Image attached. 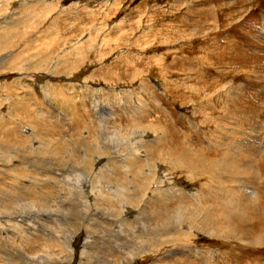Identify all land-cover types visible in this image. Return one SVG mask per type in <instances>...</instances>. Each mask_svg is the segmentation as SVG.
<instances>
[{
  "label": "rangeland",
  "instance_id": "rangeland-1",
  "mask_svg": "<svg viewBox=\"0 0 264 264\" xmlns=\"http://www.w3.org/2000/svg\"><path fill=\"white\" fill-rule=\"evenodd\" d=\"M50 2L51 9H43L49 28L24 44L18 42L27 61L21 84L10 88L9 73L0 75V112L7 107L2 99L16 87L14 95L21 98L19 118L34 127L28 134L39 131L46 139L26 135L22 130L28 124L22 123L21 129L0 126V142L8 151L0 150V264H71L70 248L66 251L58 245L71 242L73 235L79 241L86 238L81 264H130L129 257L145 238L133 229L124 233L125 242L108 237L106 232H113L101 219L104 213L120 210L119 203L143 202L145 194L133 183L132 169L127 172L119 163V168L112 167L111 160L124 149L128 154L138 133L150 135L145 127L153 136L157 133L148 143L151 157L169 148H184L186 165L195 169L228 156V146L241 150L233 174L223 182L242 199L245 218H231L229 231L212 228L211 224L222 226L225 221L216 214L217 198L196 194L207 181L197 173L193 182L178 180L184 190L192 186L182 204L177 207L169 201L162 208L149 201L138 228L154 226L153 220L164 223L185 210L186 217L205 216L213 232H198L180 243L175 238L179 232L196 231L180 222L175 228L181 231L163 224L159 232L179 251L181 264H264V237L253 236L264 232V0ZM35 3L9 0L2 17L30 18L27 9ZM84 34L88 36L84 44L69 50L71 41ZM45 41L52 44L51 56L36 72L31 58ZM63 47L68 52L61 53ZM3 61L1 56L0 69ZM198 149L206 156L199 161L190 157L196 153L200 157ZM109 167L110 176H102ZM167 170V166L159 168ZM51 178L58 181H48ZM100 184H123V195L129 199L121 201L115 193L103 199L97 191ZM42 185L53 187L45 199L37 193ZM250 190L257 193L252 199L247 197ZM200 204L205 208H196ZM152 206L161 212L152 211ZM213 250L217 252L212 254ZM148 254L137 255L131 263L151 264L158 253ZM162 261L159 264L173 263L170 258Z\"/></svg>",
  "mask_w": 264,
  "mask_h": 264
},
{
  "label": "bare ground",
  "instance_id": "bare-ground-1",
  "mask_svg": "<svg viewBox=\"0 0 264 264\" xmlns=\"http://www.w3.org/2000/svg\"><path fill=\"white\" fill-rule=\"evenodd\" d=\"M7 1H9V0H0V18H1L0 19V54H1L2 58L4 59V61L2 63L3 64L2 69H0V75H1V77H4V75H2L3 74L2 72H8L10 75V79H11L10 83H9V87L13 88V86H12L13 83L15 86H17V84H21V77L23 76L22 66L24 64V61H26V56L24 55V52H25L24 46L21 47V45H19V43H21V40H22V42L24 44L27 41H30L32 36L39 35L43 31L47 30V28H49L50 24L46 23V20H45L46 18L44 17L47 14V11H44L43 9H51V4H50L51 0H47V1L46 0H35L36 3L32 4L30 7L24 6V4H23L24 7H28L27 10H29L28 12L30 14V18L28 16H25V18L23 17L22 20L20 17L14 21H9L10 19L2 17L4 15V13L9 9V7H6ZM37 1H39V2L37 3ZM27 34H28V36H27ZM86 35L87 34H84L83 36L79 37L78 39H73L71 41V46H70L69 50L75 49L76 47H80L81 45H83L85 42V38L88 37ZM42 39H44V38H42ZM16 47H17V49H16ZM51 47H52V44L48 41H45L44 43H41L39 45V47L36 48V50L34 49L35 51H34V54L32 55L31 59L33 61L32 64H33L34 69H37L36 72H38V70L42 71V69H44L45 66L47 65L49 57L51 56V54H50ZM64 47L62 48L63 50L61 49L62 51L60 50L61 53L68 52V50H66L67 48H64ZM44 51H47L48 55H44V53H45ZM51 60H53V59H51ZM22 80L26 81L24 78ZM52 88H53V86L50 87V90H52ZM15 89H16V87L14 88V90L13 89L9 90V92L7 93L6 100L2 99L3 100V103H2L3 106H5V107L7 106V107H6V109L5 108L3 109L5 112H2V113L0 112V126H2V128H4V129H14V128L21 129V127H23L22 123H24L25 125L28 124V128L26 126H24L23 127L24 129L22 130L27 135L30 132V130L34 129V127H33V125L30 124V122L28 123V122L20 120L19 109H20V105H21V98L17 97L19 95H14L16 90H17V89L15 90ZM53 91H54V89H53ZM25 92H26V90H25ZM28 93H29V91H28ZM18 104H20V105H18ZM37 111L42 112L41 107H38ZM14 115L16 116V118H14ZM47 116H45V117H47ZM134 129H138V127L134 126ZM142 129H147L146 133H150V135L148 134L149 135L148 136L147 134L143 135L142 133H138L137 134L138 135L137 136L138 141L135 143L133 142L130 145L129 153L126 154V151L124 149V151L120 157L118 156L117 158L111 160V165H112V167L116 166L119 168V166L117 165L119 163V164L123 165V169H125L127 172L130 169H132V174H131L132 181L137 186L138 191L139 192L141 191L142 193L145 194L146 198L145 197L141 198V201H143L142 203L138 202L136 204L130 205V204H128V202H125V199H129V197H128V195H126V196L123 195V193H125V191H126V190H124V189H126V187H124L123 184H119V186L117 185L116 187H107V186H103L102 184H100V186H98L97 191L99 193V196H105L103 199H105V198L109 199L110 193H112V194L115 193V194H117V196L115 198L118 197V199L125 202L123 204L119 203V205H120L119 209L120 210L116 209V211L111 210L109 213H104L103 219H101V218L100 219L102 220V223H104L105 225L107 224L108 229L113 232V233L106 232V235H108V237H114L116 240L123 241V237L126 236L125 234H128L130 229H133L134 232H136L139 236H142V238H145V240L140 245H138V247H136V250L134 251V253L132 252V256L129 257L130 264H132L131 260L133 258H135L137 255H139V254L140 255L141 254L149 255L148 253H158V256L157 255H154L155 257L153 256L154 259H153V262L151 264H159L158 261L163 262L162 261L163 258H170L173 261V263L169 262L168 264H181V262L183 263V261L177 257V253L179 251L175 247H172L173 243L171 241L163 238V234L161 232H159L160 228L164 224L166 227H170V228L173 227V229H175V231H181L182 230L181 228H175L177 226L178 222H180V223L187 225L190 229L196 231L195 233H193V232H187L186 229H183L181 232H179L176 235V237H175V232H173V234H171L172 240L175 237L177 240L179 239L180 243H181V242H185L187 240L192 239L194 236H196L198 234V232H200V233L213 232L212 228H221L223 230L229 231L228 227H229V221L231 218L236 217L239 219V221H241L242 218H245L243 205L241 204L242 199L240 200L239 198H237V196L233 193L234 191L232 190V187H230V185H227L226 182H223V181H225L224 179L226 177L231 176V173L234 172V169L232 167H235V166H233V164H234V162L237 163V160L240 159L238 157H240L239 154H242V151L241 150L237 151V150H235V147L228 146V151H230V154L228 156H224V154H223L221 157H219L220 159L218 161H216V163L215 162L214 163L213 162H206L207 164L205 165L204 168L195 169L192 167L193 164L188 163L186 165V163H185L186 157L185 156H187L188 152H185L184 148L183 149L169 148L168 150L158 154L157 157H154V158L151 157L149 155L150 149H149L148 143L150 141H153V139L155 137H157V133H155V135L153 136L152 130H150V128L145 127ZM28 135L30 137L32 136V137H36L39 139L41 138L42 140H46V139H44L45 137L44 138L41 137L39 131H35L34 134H28ZM133 139L136 140V136ZM39 141H41V140H39ZM5 147L6 146L0 142V150L4 149L5 152H8L6 150L7 147L6 148ZM18 147H20V146H18ZM162 148H160V149H162ZM221 149H223V147H221ZM118 150L121 151L119 149V146H118ZM196 151L200 154V157L198 156L197 153L195 155L193 154L190 157H193L195 160H198V161L200 159L206 157V156L203 157V152H204L203 149H198ZM141 152L144 155H140ZM189 152H190V150H189ZM5 154L3 156L5 157V159H8L9 156L5 155ZM17 155H18V157L21 158V152L20 151H19V153H17ZM15 158L17 159L16 156H15ZM204 160L208 161V159H204ZM72 165H74V164H72ZM162 166H167L168 170L164 171V172H160L159 168ZM203 166H204V164L201 167H203ZM112 167L104 169L101 172V175L104 177L110 176L109 174H111L113 172ZM197 173L205 175L207 181H205V182L203 181V183L201 184V186L203 188L198 189L196 191V194L208 193V194L214 196L215 198H217L219 200V206H218V209L216 210V214L219 217H221L222 219H224V221H225L224 225L220 226L218 224H211V227H212L211 228L209 225V221L207 220V218L205 216L201 215L197 219H193L191 217H186V211L185 210H180L178 214L177 213L174 214L172 217H170L164 223L161 222L160 220H153L154 218L152 217V220L154 222L153 223L154 226L148 227V225H146L144 228H138L139 225H138L137 221H139V219H141L140 217L142 215H144L142 209L146 210L148 208V202L149 201L151 204H154L156 207L160 206L162 208H165L166 204L169 201H174L176 203L177 207L179 204H182V202H183L182 200L187 198V196L184 195V193L189 192L191 190L192 186L188 187L186 190H184L179 185L178 180L180 177H182V178L188 179V182H193L195 178L197 179V177H196V176H198ZM49 174H51V173H49ZM81 174H82V172H81ZM84 174H86V173H84ZM87 174L91 176L90 171H88ZM156 175H158V176H156ZM45 177H47V176H45ZM239 179L240 178H238L237 181ZM33 180H34V178H33ZM11 181H13V180H11ZM48 181H58V179L57 178H51ZM42 182H47V181H42ZM125 184H127V181H125ZM39 187L42 188L44 191L41 190ZM39 187L37 189L38 196L42 195L44 199L49 197V195L46 193V191L47 190H49V191L53 190V187L51 185H42ZM205 188H206V192L204 190ZM202 189L204 191H202ZM252 192H253V190L252 191L250 190L249 193L247 194V197L252 199V197H254L257 194V193H255V191L253 192V194H252ZM127 193H128V191H127ZM93 194H94V192H93ZM132 194H134V193H132ZM39 198H40V196H39ZM130 200H133V199L130 198ZM145 204H147V206ZM155 206H154V208H155ZM152 208H153V206L151 207V209ZM184 208H186V205H184ZM196 208H199V209L205 208V205L200 204L199 206H196ZM105 211L106 210L102 209V212H105ZM152 211H155V210L152 209ZM147 212H149V211H147ZM155 212L160 213L161 211H155ZM150 214H151V212H150ZM112 215L115 217H112ZM131 223H132V225H131ZM111 224H112V226H113V224H115V227H110ZM4 227H5V225H4ZM9 227L10 226H8V228ZM6 228H7V226H6ZM26 231H27V233L31 234V231H28V230H26ZM32 231H34V230H32ZM230 232H233V231H230ZM253 236L255 239H260V238L264 237V232H256L253 234ZM73 237H75V236L73 235L71 237L72 238L71 242H70V239L69 240L65 239L67 241H63V243H60L61 245H58V246L61 249H63V247H64L66 251H67V248H70L69 249L70 251L68 252L69 253L68 256L71 259V264H81V260H82L81 254H83L82 253L83 247L85 248L84 245L82 247V244L86 240V238H81L80 239L81 242H80L78 240V238L76 239ZM152 237H154V238L149 240V238H152ZM109 241H111V243H113V241L111 239ZM74 242L80 243L81 244L80 247L78 246L76 248V246L73 244ZM123 242H125V241H123ZM246 243H249V242H246ZM84 244L87 245L88 243H84ZM168 245L170 246L169 249H165V247ZM117 252H118V250H117ZM215 252H217V250H213L212 254H215ZM150 256H151V254H150ZM44 259L46 260V258H44ZM110 263L114 264L113 262H110ZM39 264H42V263H39ZM125 264H128V263L126 262Z\"/></svg>",
  "mask_w": 264,
  "mask_h": 264
}]
</instances>
